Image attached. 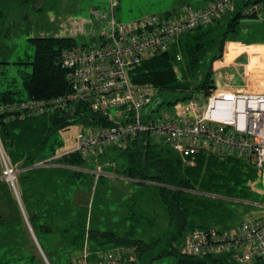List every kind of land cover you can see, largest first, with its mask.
Masks as SVG:
<instances>
[{
    "label": "trees",
    "instance_id": "obj_1",
    "mask_svg": "<svg viewBox=\"0 0 264 264\" xmlns=\"http://www.w3.org/2000/svg\"><path fill=\"white\" fill-rule=\"evenodd\" d=\"M14 1H18L20 6L32 4V0ZM263 1L234 0L233 11H226L210 24L198 26L183 34L166 51L154 53L143 59L131 71V82L157 89V95L152 100V103H156L157 112L167 106H173L178 101L206 99L216 87L215 64L223 57L225 43L228 40H238L236 36L242 19L262 16L261 11L259 15L255 13L246 15L244 11L253 5L261 4L263 7ZM92 21L94 22L93 19ZM27 40L34 50L32 61L13 63L31 66L29 73L22 74L23 93L14 88L13 83L6 84L0 81V148L8 164L16 166L19 170L63 154L64 145L57 133L67 130L73 123L79 122L85 126L96 127L112 125L105 116L93 112L85 103L55 108L52 111H45L40 116H29L16 109L4 111L3 109L18 106L24 101H51L68 93L70 86L61 65L62 53L66 49L83 48L89 44L80 45L74 37L36 36L28 37ZM176 55L180 56V61L176 60ZM225 55L227 58L226 52ZM179 63L183 65L182 69L177 67ZM9 64L11 63L0 61V65ZM166 96L171 99H165ZM109 149L117 150L119 153L116 157L124 158L125 162L112 163L105 167V171L109 172L108 169L114 167L112 172L115 176L128 179L132 184L153 187L155 191L153 196L162 207L167 230L162 236L145 241L133 238L131 231L118 235L113 231L91 229L90 220L88 222L87 219H83V224L86 221L85 231L80 224L75 227L72 221L70 232L79 230V233L70 235L68 245L73 247L69 251L71 257L80 253L84 244V249L86 247L92 255L116 248H129L133 251L134 261L127 264H141L147 257L149 258L146 263L150 264L168 256H174L176 264H238L221 255L183 254L181 248L184 235L190 230L206 228L225 230L236 224L233 223V219L238 212L234 206L239 201L254 197V187L260 177H263L251 158L200 151L194 158V164L188 166L170 145L153 140L147 134H139L131 139L123 150ZM85 160L86 158L79 154H67L59 156L54 163L79 168ZM21 173L20 171L16 179L17 184L15 183L17 193L20 192V184L26 183L25 180L29 176L24 174L25 171ZM82 174L81 171L72 170L71 173L67 172L64 181L60 182V187L68 180L70 185L71 182L75 183L69 191L71 209L73 208L76 213L78 210L75 207L81 209L79 198L81 191L78 186L79 180L73 178H80ZM88 175L94 178L91 171ZM102 177H97V183ZM65 192L67 193V190L61 188L59 197H64ZM0 193L6 195L7 200L12 199L2 179ZM54 193L57 197V190ZM20 200L23 203L21 195ZM85 204L83 203L86 208ZM129 211L125 219L133 218ZM26 216L33 231L36 229L51 231L47 224L41 222L38 213L32 215L27 213ZM72 217L70 214L69 220ZM9 218L10 213H3L0 216L3 222ZM16 222L21 223L22 219L17 218ZM160 245L161 250L151 257L152 251ZM250 264L263 263L255 260Z\"/></svg>",
    "mask_w": 264,
    "mask_h": 264
},
{
    "label": "built area",
    "instance_id": "obj_2",
    "mask_svg": "<svg viewBox=\"0 0 264 264\" xmlns=\"http://www.w3.org/2000/svg\"><path fill=\"white\" fill-rule=\"evenodd\" d=\"M119 0H108L102 11L92 10V19L100 31L83 48L66 49L61 65L70 91L51 101L28 100L10 106L29 116H40L55 108L85 103L112 124L109 127H80L74 146L61 155L91 154L115 148L123 150L128 141L147 134L170 145L184 164L193 165L200 151L251 158L264 177V90L231 89L217 86L200 105L197 98L178 101L171 112L154 118L143 110L152 103L157 89L136 85L130 73L154 53L166 51L183 34L210 24L226 11H233L234 0H212L205 7L184 5L169 14H148L130 23L115 20ZM261 4L253 5L246 15L260 14ZM180 61V56L176 55ZM216 65V64H215ZM216 73V68L214 69ZM110 110H114L110 113ZM44 159L32 167L44 168L59 156ZM1 179L15 192L20 173L10 166L0 148ZM95 178L104 176L101 165L91 170ZM261 215L242 221L228 229H193L183 238L181 252L187 255H221L238 264L259 260L264 264V204ZM134 261L129 248H116L90 254L86 247L71 264H127Z\"/></svg>",
    "mask_w": 264,
    "mask_h": 264
},
{
    "label": "rangeland",
    "instance_id": "obj_3",
    "mask_svg": "<svg viewBox=\"0 0 264 264\" xmlns=\"http://www.w3.org/2000/svg\"><path fill=\"white\" fill-rule=\"evenodd\" d=\"M107 2L108 0H32V4L20 6L18 1L0 0V11L2 12V18L0 19V61L11 63L0 65V81L6 84L13 83L14 88L23 93L21 88L22 74L29 73L31 66L13 63L32 61L34 50L27 38L36 36L74 37L80 45L90 43V40L95 38L100 31V26L92 21V10L97 8L102 11L107 7ZM192 8L196 9L197 7L192 5ZM164 10L165 5L159 3V0H119V6L114 11V17L117 22L127 24L148 14L161 15ZM261 13L262 16L259 18L242 19L236 37L246 41L264 40V6ZM228 41L233 42L232 40ZM234 47H237L236 43L226 45L227 58L233 57ZM248 53L251 55L250 64L247 66L249 74L248 89L264 90V45H253L248 48ZM222 59H225L224 51ZM222 59L219 61H222ZM244 63V58L236 62L237 65L241 64L239 71L244 69ZM177 67L182 69L183 65L179 63ZM166 98L171 99L168 96ZM199 103L203 106L205 99H201ZM155 109L156 103L153 102L144 108L143 113H150L156 118L162 112H171L172 107L167 106L158 112ZM113 112L114 110H110V113ZM80 127H85V125L76 122L71 124L67 130L57 133L65 151L74 146L75 134ZM118 153L117 150L107 149L106 157L100 159L99 162L105 161L104 167L112 163L123 164L125 160L124 158H117ZM54 160L56 158L47 167L56 166ZM94 167V162L86 159L79 168L71 169V171H81L83 174L80 175V178H73L76 181L79 180L81 209L75 207L78 210V213H76L70 206L73 217L70 220L67 219L68 222L74 221L75 227L80 224L83 228V219H87L88 222L90 220L91 229L113 231L118 235H124L127 231H131L130 234L133 238L145 241L155 239L166 232L164 212L153 196L155 192L153 187L141 184L131 185L126 180L113 176H103L97 183L95 176L92 179L88 175ZM0 169L2 173L1 163ZM50 177H52L49 182L51 192L57 190L58 198L59 190L64 187L67 193L65 192L63 198H68L69 190H72L75 183L71 182L70 185V180H68L61 185L63 187H60V182H63L61 179L62 172H53ZM15 183L17 184V181ZM6 185L9 196L16 199L14 190L7 183ZM254 193V197L246 201H239L234 206L238 215L233 219V223L238 224L261 215L262 205L264 204V177H260V180L256 183ZM0 196L1 211L5 207L7 196L1 193ZM127 197H130V199H126ZM83 203H86V208ZM7 208L10 212L9 205H7ZM62 209L64 210V208ZM127 211L131 213L132 219H125L127 218ZM24 221L17 223L11 215V218L7 219L5 223L2 220L4 224L0 223V264H69L71 260L69 251L73 247L69 245L64 247L61 244L55 245L56 241H63L61 238L63 227L69 229L66 222L65 224L55 220L48 222L49 227H54V232L52 235H46L47 232H41L39 229H36L33 233L30 225ZM68 232L70 236L78 234L79 230ZM67 237H65L64 243L70 241V238ZM83 246L78 258L81 257L84 251ZM161 248L160 245L154 249L150 256L157 254ZM146 260L141 264H147ZM150 264H176V258L168 256L155 260Z\"/></svg>",
    "mask_w": 264,
    "mask_h": 264
},
{
    "label": "crops",
    "instance_id": "obj_4",
    "mask_svg": "<svg viewBox=\"0 0 264 264\" xmlns=\"http://www.w3.org/2000/svg\"><path fill=\"white\" fill-rule=\"evenodd\" d=\"M211 0H159V3H163L165 5V10L162 12V14H169L172 12H175L179 8H181L184 5L192 6L195 5L198 7H204L208 2ZM228 41V43H236L237 47H234V55L233 57L226 58L225 52H226V45L224 49V58L222 61H217L215 68L216 73H214V79L216 81V85L220 87H227L231 89H240V88H248V82H249V74L247 66L250 64L251 55L248 53V48L253 45H264V40H256V41H249V40H232ZM236 48V49H235ZM241 58H244L245 60V67L241 71L238 69L241 67V64L237 65L236 62L240 60ZM107 150L103 152H97L94 154H91L86 159L91 160V162H94L95 167L96 165H101L102 169L104 171V175L107 177H118L114 176V167L112 169H108L109 172L105 171L104 164L106 162H99L100 159H103L106 157ZM96 155V156H94ZM99 162V163H98ZM113 166V165H112ZM70 167L65 166H51L46 168H25L21 170V174L25 171L24 174H27V180L26 183L20 184V194L16 191V199L12 198L10 200H6V204L10 206V212L7 208V205L5 204L4 209H2L1 214H5L6 212L11 213L12 218L17 221V218H21L23 221L25 220L28 225H30L27 221L26 214H35L38 213L41 216V222L47 224L49 226L48 222L56 221V222H65L67 223V226L70 228V222L69 216L71 214L70 206H71V197L70 194L68 198L64 199L63 197H56V193H54V190L51 192L50 187V181L52 180V177H50L51 173H57L62 172V179L64 181L65 174L69 171H71ZM92 169V168H91ZM90 169V170H91ZM119 179L126 180V182H129L128 179L118 177ZM20 195L23 203L20 200ZM126 199H129L128 197ZM64 208V210L62 209ZM68 219V220H67ZM2 224V220H0ZM24 221V222H25ZM52 225V224H51ZM31 227V226H30ZM51 231H43L47 232L46 235H52L54 232V227L50 226ZM84 228L86 231V221H84ZM32 229V228H31ZM33 231V229H32ZM40 231V230H39ZM70 229H66L63 227V234L61 236L63 241H56L55 245H63L64 247L68 245L70 242H65V237L70 238L69 232ZM42 232V231H41ZM34 233V231H33ZM68 233V234H67ZM40 247V245H39ZM74 256V257H73ZM71 257V260L69 264L74 262L78 259L80 256L79 253L74 254Z\"/></svg>",
    "mask_w": 264,
    "mask_h": 264
}]
</instances>
